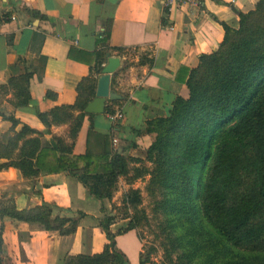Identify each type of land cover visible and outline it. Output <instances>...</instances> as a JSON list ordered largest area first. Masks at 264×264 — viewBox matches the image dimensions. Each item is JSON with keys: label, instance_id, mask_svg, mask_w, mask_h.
<instances>
[{"label": "crops", "instance_id": "0c3cea01", "mask_svg": "<svg viewBox=\"0 0 264 264\" xmlns=\"http://www.w3.org/2000/svg\"><path fill=\"white\" fill-rule=\"evenodd\" d=\"M255 1L196 0L174 3L166 13L160 0H0V87H5L0 88V164H7L0 169V199L12 200L18 209L53 204L60 210L53 215L84 213L67 234L2 217L1 236L13 264H61L67 254L100 252L108 240L98 219L112 214V204H118L115 197L98 199L87 193L66 170L24 173L12 163L26 161L22 141L34 137L43 143L59 137L67 157L88 151L97 163L114 151L143 159L154 138L145 131L146 121L167 115L177 96L188 98V70L198 65L200 54L216 49L223 23L237 28L238 12L252 8ZM110 56L119 58L108 81L119 99L106 98L105 108L90 116L82 111L73 138L69 120L50 121L48 126L40 122L37 112L75 103L76 86L85 76L94 77L96 85L101 71L95 67L105 65ZM24 72H29L30 99L17 104L19 95L7 83ZM104 109H120L123 118L110 123ZM23 125L33 131L9 144ZM127 222V217L114 219L110 232L124 229ZM113 241L124 255L123 264H150L134 228L115 233Z\"/></svg>", "mask_w": 264, "mask_h": 264}, {"label": "trees", "instance_id": "16d2710c", "mask_svg": "<svg viewBox=\"0 0 264 264\" xmlns=\"http://www.w3.org/2000/svg\"><path fill=\"white\" fill-rule=\"evenodd\" d=\"M238 16L237 28L223 23V37L216 49L200 54L198 65L188 70L184 81L188 98L177 96L167 115L145 124V131L154 135L145 148V158L153 164L149 183L157 186L162 198V228L167 229L172 249L179 250L176 259L186 264L200 256L206 264L212 256L208 249L217 245L221 249L219 257L224 259L228 252L239 256L234 264H264V0H256L252 8L239 11ZM101 68L99 63L95 72ZM28 76L29 72H24L8 80L19 95L17 104L30 99ZM94 87L95 78L85 76L76 86L75 103L55 106L48 113L37 112V118L46 126L50 121L69 120L73 138L83 108L95 94ZM71 110L80 114L74 117ZM2 117L16 123L10 115ZM21 128L10 137L9 144L33 131L24 125ZM61 140L53 137L40 143L37 138H28L22 141L26 149L21 152L26 161L12 163L33 175L42 169L66 170L87 193L98 199L110 197L115 180L128 172V157L116 151L105 154L99 169L95 155L88 151L67 157ZM6 165L0 164V169ZM31 165L39 170L33 171ZM123 203L136 210L137 191H126ZM54 208L59 209L42 202L18 209L11 200L0 207V219L6 216L67 234L84 216L81 211L53 215ZM114 218L108 212L98 219L108 240L100 252L67 254L61 264H123L124 255L114 248V235L135 228L139 217L134 214L124 229L112 233L108 226ZM1 233L0 224V264H13Z\"/></svg>", "mask_w": 264, "mask_h": 264}, {"label": "rangeland", "instance_id": "374dc122", "mask_svg": "<svg viewBox=\"0 0 264 264\" xmlns=\"http://www.w3.org/2000/svg\"><path fill=\"white\" fill-rule=\"evenodd\" d=\"M125 155L129 159L127 163L128 172L115 180L112 193L110 197H107L109 199L115 197V201L118 203L117 205L112 204L111 210L112 214L115 215L114 219L119 220L127 217L129 221V218L134 214L139 217V222L134 229L143 243L142 253L147 257L150 264H186L176 259L179 250L172 249L171 242L167 237V229L162 228L165 218L162 198L159 195L157 186H151L149 183L153 164L147 161L145 155L143 159ZM130 162L132 163L130 164ZM99 164L102 167L101 162ZM129 189L137 191L139 195L136 210L129 203H123V197ZM8 200V198L7 201L0 199V206L7 205ZM54 211L60 210L53 209ZM196 232L199 233L200 231L196 229ZM165 247H168L167 249H170V251ZM208 251L212 256L206 264H234L233 262L238 260L239 257L237 254L234 255L233 252H228L224 259L219 257L221 253L219 245L215 249H208ZM200 257H194L188 260L187 263L204 264Z\"/></svg>", "mask_w": 264, "mask_h": 264}, {"label": "water", "instance_id": "95a60500", "mask_svg": "<svg viewBox=\"0 0 264 264\" xmlns=\"http://www.w3.org/2000/svg\"><path fill=\"white\" fill-rule=\"evenodd\" d=\"M118 57H109L108 61L101 68V74L97 77L95 85V96L86 103L83 111L86 113H99L103 110L106 98L110 100L119 99V95L110 91L108 87L109 73L111 74L119 66Z\"/></svg>", "mask_w": 264, "mask_h": 264}, {"label": "built area", "instance_id": "2783aa9c", "mask_svg": "<svg viewBox=\"0 0 264 264\" xmlns=\"http://www.w3.org/2000/svg\"><path fill=\"white\" fill-rule=\"evenodd\" d=\"M195 2H196V0H160V4L162 5V7L166 13L169 12L171 5L174 3L193 4ZM104 115L109 120L110 123H116L123 118V113L120 109L106 110ZM115 141L116 140H114V142Z\"/></svg>", "mask_w": 264, "mask_h": 264}]
</instances>
